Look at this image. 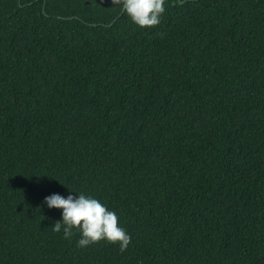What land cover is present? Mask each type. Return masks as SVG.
<instances>
[{"label": "trees", "instance_id": "1", "mask_svg": "<svg viewBox=\"0 0 264 264\" xmlns=\"http://www.w3.org/2000/svg\"><path fill=\"white\" fill-rule=\"evenodd\" d=\"M180 1L0 0V264H264V0ZM69 190L125 252L53 232Z\"/></svg>", "mask_w": 264, "mask_h": 264}, {"label": "clouds", "instance_id": "2", "mask_svg": "<svg viewBox=\"0 0 264 264\" xmlns=\"http://www.w3.org/2000/svg\"><path fill=\"white\" fill-rule=\"evenodd\" d=\"M136 26L146 29L158 26L165 12L166 0H113ZM75 194V195H74ZM44 204L49 210H62L61 220L51 228L55 233L62 232V239L71 241L78 232V248H87L101 241L117 245L125 252L132 240L127 230L119 225L117 213L110 210L99 199L77 195L70 191L64 196L58 193L45 197Z\"/></svg>", "mask_w": 264, "mask_h": 264}, {"label": "water", "instance_id": "3", "mask_svg": "<svg viewBox=\"0 0 264 264\" xmlns=\"http://www.w3.org/2000/svg\"><path fill=\"white\" fill-rule=\"evenodd\" d=\"M179 3H180V4H184L185 2H182V1L179 0Z\"/></svg>", "mask_w": 264, "mask_h": 264}]
</instances>
